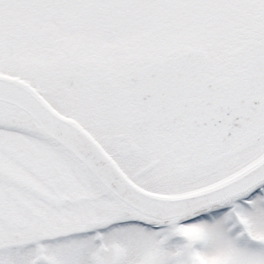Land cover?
Here are the masks:
<instances>
[{
	"label": "snow or ice",
	"instance_id": "1",
	"mask_svg": "<svg viewBox=\"0 0 264 264\" xmlns=\"http://www.w3.org/2000/svg\"><path fill=\"white\" fill-rule=\"evenodd\" d=\"M0 264H264V0H0Z\"/></svg>",
	"mask_w": 264,
	"mask_h": 264
}]
</instances>
